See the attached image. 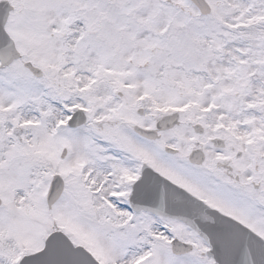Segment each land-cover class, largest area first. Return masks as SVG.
Wrapping results in <instances>:
<instances>
[{"label":"snow or ice","instance_id":"snow-or-ice-1","mask_svg":"<svg viewBox=\"0 0 264 264\" xmlns=\"http://www.w3.org/2000/svg\"><path fill=\"white\" fill-rule=\"evenodd\" d=\"M0 264H264V0H0Z\"/></svg>","mask_w":264,"mask_h":264}]
</instances>
